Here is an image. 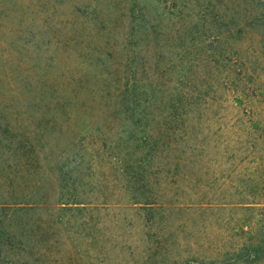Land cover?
Segmentation results:
<instances>
[{"label":"rangeland","instance_id":"374dc122","mask_svg":"<svg viewBox=\"0 0 264 264\" xmlns=\"http://www.w3.org/2000/svg\"><path fill=\"white\" fill-rule=\"evenodd\" d=\"M221 55L229 69L247 63L246 115L225 102L227 72L209 63ZM182 75L209 81L201 87L207 100L185 107V124L197 127L199 141L228 140L246 123L252 133L244 139L264 140V0H0V202L38 177L43 197L54 200L58 167L72 169V129L104 124L108 97L127 80L163 81L167 93L184 85ZM24 140L44 149L36 157L28 148L7 150ZM221 168L223 175L230 169ZM1 203L0 264H110L122 257L108 253V224L82 229L50 207L14 214Z\"/></svg>","mask_w":264,"mask_h":264},{"label":"trees","instance_id":"16d2710c","mask_svg":"<svg viewBox=\"0 0 264 264\" xmlns=\"http://www.w3.org/2000/svg\"><path fill=\"white\" fill-rule=\"evenodd\" d=\"M210 62L227 72L225 102L246 115L252 98L246 61L230 63L233 69L223 56ZM145 78L127 80L108 97L104 124L72 129L78 137L67 145L66 153L74 148L72 169L58 167L54 200L43 197L38 177L19 194L12 190L11 203H0L14 214L50 207L82 229L108 224V253L122 252L110 264H264V140L244 139L252 133L246 123L228 140L199 141L197 127L185 124V107L207 100L201 87L209 81L182 75L184 85L165 93L163 81L160 87ZM26 148L36 157L44 144L24 140L7 150Z\"/></svg>","mask_w":264,"mask_h":264}]
</instances>
